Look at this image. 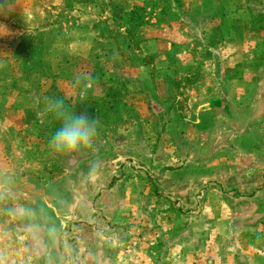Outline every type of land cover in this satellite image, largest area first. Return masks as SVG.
I'll return each instance as SVG.
<instances>
[{
  "label": "rangeland",
  "instance_id": "rangeland-1",
  "mask_svg": "<svg viewBox=\"0 0 264 264\" xmlns=\"http://www.w3.org/2000/svg\"><path fill=\"white\" fill-rule=\"evenodd\" d=\"M5 24L0 181L46 216L0 199V264H264V0H16ZM48 97L92 148H52Z\"/></svg>",
  "mask_w": 264,
  "mask_h": 264
},
{
  "label": "clouds",
  "instance_id": "clouds-1",
  "mask_svg": "<svg viewBox=\"0 0 264 264\" xmlns=\"http://www.w3.org/2000/svg\"><path fill=\"white\" fill-rule=\"evenodd\" d=\"M16 0H0V30L8 26L5 21L14 13ZM6 35L12 36L13 33L8 29ZM2 38V34H0ZM87 76H77L75 83L87 87ZM83 94L81 99H83ZM46 109L61 121L60 126L51 136L50 144L52 148L61 154H71L81 149H90L93 147L95 138L98 134V121L83 112L70 111L64 99L59 97L46 98ZM98 163H94L92 168L95 171ZM16 179L12 173H3L0 181V199L8 202L5 211L10 216H20L28 219L30 230L39 231L42 228L39 222L40 218L46 216V209L41 207L34 209L31 206L20 205L16 202L14 187ZM58 228L55 225L46 227L47 237L54 243L58 235Z\"/></svg>",
  "mask_w": 264,
  "mask_h": 264
},
{
  "label": "trees",
  "instance_id": "trees-1",
  "mask_svg": "<svg viewBox=\"0 0 264 264\" xmlns=\"http://www.w3.org/2000/svg\"><path fill=\"white\" fill-rule=\"evenodd\" d=\"M66 159H69V161H70L71 164L74 163L73 160H75V159H72V158H70V157H68V156H66Z\"/></svg>",
  "mask_w": 264,
  "mask_h": 264
},
{
  "label": "crops",
  "instance_id": "crops-1",
  "mask_svg": "<svg viewBox=\"0 0 264 264\" xmlns=\"http://www.w3.org/2000/svg\"><path fill=\"white\" fill-rule=\"evenodd\" d=\"M259 204L262 205V207H264V199L261 200Z\"/></svg>",
  "mask_w": 264,
  "mask_h": 264
}]
</instances>
